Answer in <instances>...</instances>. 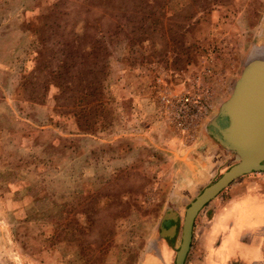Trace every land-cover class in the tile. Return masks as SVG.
<instances>
[{"label": "rangeland", "instance_id": "374dc122", "mask_svg": "<svg viewBox=\"0 0 264 264\" xmlns=\"http://www.w3.org/2000/svg\"><path fill=\"white\" fill-rule=\"evenodd\" d=\"M256 53L264 0H0V264H174L160 223L239 160L211 122Z\"/></svg>", "mask_w": 264, "mask_h": 264}, {"label": "crops", "instance_id": "0c3cea01", "mask_svg": "<svg viewBox=\"0 0 264 264\" xmlns=\"http://www.w3.org/2000/svg\"><path fill=\"white\" fill-rule=\"evenodd\" d=\"M233 90L234 86L229 97ZM205 150L213 148L209 146ZM210 155L209 152L206 156L209 158ZM200 165L203 170L199 173L193 168L189 170L192 177L186 186L193 183L192 187H197L206 178L209 172L207 165L204 161ZM240 177L209 200L194 219L191 243L198 264H264V179L248 177L239 180ZM187 205L183 209V218ZM181 215L180 209L173 208L163 217L161 231L168 239L181 230ZM173 227L175 232L171 230Z\"/></svg>", "mask_w": 264, "mask_h": 264}, {"label": "water", "instance_id": "95a60500", "mask_svg": "<svg viewBox=\"0 0 264 264\" xmlns=\"http://www.w3.org/2000/svg\"><path fill=\"white\" fill-rule=\"evenodd\" d=\"M211 123L219 144L235 152L239 160L204 186L187 205L174 264H185L199 210L234 179L253 171H264V54L251 55L231 96L221 104ZM161 225L162 222L160 228ZM171 230L175 232L174 227Z\"/></svg>", "mask_w": 264, "mask_h": 264}, {"label": "built area", "instance_id": "2783aa9c", "mask_svg": "<svg viewBox=\"0 0 264 264\" xmlns=\"http://www.w3.org/2000/svg\"><path fill=\"white\" fill-rule=\"evenodd\" d=\"M167 101H170V100H167ZM176 104L180 105V107L175 111L176 117L180 120L186 118L187 110H190V111L196 110L197 112H199L201 109L199 100L197 98H193L189 96L182 97L179 100H176Z\"/></svg>", "mask_w": 264, "mask_h": 264}]
</instances>
